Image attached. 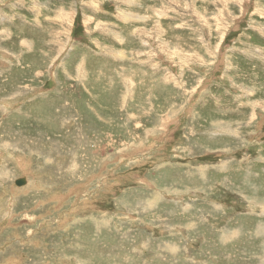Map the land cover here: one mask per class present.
<instances>
[{
    "label": "rangeland",
    "instance_id": "1",
    "mask_svg": "<svg viewBox=\"0 0 264 264\" xmlns=\"http://www.w3.org/2000/svg\"><path fill=\"white\" fill-rule=\"evenodd\" d=\"M0 264H264V0H0Z\"/></svg>",
    "mask_w": 264,
    "mask_h": 264
},
{
    "label": "water",
    "instance_id": "2",
    "mask_svg": "<svg viewBox=\"0 0 264 264\" xmlns=\"http://www.w3.org/2000/svg\"><path fill=\"white\" fill-rule=\"evenodd\" d=\"M26 182L25 178H20L18 180L15 181L16 185H23Z\"/></svg>",
    "mask_w": 264,
    "mask_h": 264
}]
</instances>
